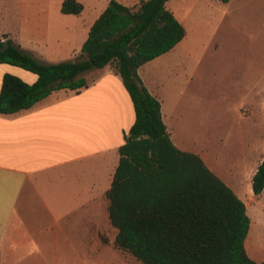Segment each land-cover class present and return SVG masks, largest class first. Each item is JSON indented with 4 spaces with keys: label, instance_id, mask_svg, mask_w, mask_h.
I'll use <instances>...</instances> for the list:
<instances>
[{
    "label": "trees",
    "instance_id": "trees-1",
    "mask_svg": "<svg viewBox=\"0 0 264 264\" xmlns=\"http://www.w3.org/2000/svg\"><path fill=\"white\" fill-rule=\"evenodd\" d=\"M170 0H141L137 8L111 0L92 25L79 56L44 63L12 40L0 42V65L38 76L34 84L5 74L0 115L32 108L55 91L76 94L90 87L85 73L111 67L135 109V123L119 148L109 219L114 245L142 264H259L248 253L251 219L246 203L203 158L173 142L161 100L144 85L139 69L180 44L185 26L167 8ZM227 2L228 0H224ZM78 0H64L61 12L78 16ZM255 196L264 192L263 161L252 179Z\"/></svg>",
    "mask_w": 264,
    "mask_h": 264
},
{
    "label": "crops",
    "instance_id": "crops-1",
    "mask_svg": "<svg viewBox=\"0 0 264 264\" xmlns=\"http://www.w3.org/2000/svg\"><path fill=\"white\" fill-rule=\"evenodd\" d=\"M4 1L13 3L7 7L26 8L22 2L26 0ZM63 1L55 4L60 8L56 15L76 17L73 22L51 28L47 10L38 8L26 15L24 34L5 31L0 42L12 40L44 63L74 60L111 0H97L91 17L86 16L85 6L78 16L62 14ZM51 33L57 36L50 41ZM7 73L29 84L38 80L34 73L1 64L0 93ZM139 75L161 100L173 142L188 151L165 119L160 90L140 69ZM135 119L128 91L120 76L108 68L79 94L55 91L28 110L0 115V264H64V244L71 245L80 264H96V222L110 221L107 194L119 164L118 150ZM257 169L251 178L252 192L250 187L237 192L245 201L254 195L252 179Z\"/></svg>",
    "mask_w": 264,
    "mask_h": 264
},
{
    "label": "rangeland",
    "instance_id": "rangeland-1",
    "mask_svg": "<svg viewBox=\"0 0 264 264\" xmlns=\"http://www.w3.org/2000/svg\"><path fill=\"white\" fill-rule=\"evenodd\" d=\"M59 1H22L26 10L0 0V34H24L26 15L38 8L47 10L51 28L76 20L56 15ZM119 1L135 9L141 0ZM80 2L87 17L97 5V0ZM167 8L185 26L187 36L169 53L143 65L141 74L160 90L173 136L236 193L249 190L264 156V0H170ZM54 36L50 34V41ZM103 72L85 77L92 82ZM239 196L251 219L248 252L264 262V193L252 194L247 201ZM116 235L107 218L96 222V264H142L114 245ZM63 252L64 264H80L71 245L64 244Z\"/></svg>",
    "mask_w": 264,
    "mask_h": 264
}]
</instances>
